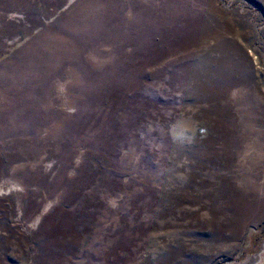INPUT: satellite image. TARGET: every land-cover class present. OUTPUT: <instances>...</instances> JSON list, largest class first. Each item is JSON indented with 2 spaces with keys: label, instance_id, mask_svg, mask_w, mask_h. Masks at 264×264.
Here are the masks:
<instances>
[{
  "label": "rangeland",
  "instance_id": "rangeland-1",
  "mask_svg": "<svg viewBox=\"0 0 264 264\" xmlns=\"http://www.w3.org/2000/svg\"><path fill=\"white\" fill-rule=\"evenodd\" d=\"M263 220L264 0H0V264H264Z\"/></svg>",
  "mask_w": 264,
  "mask_h": 264
},
{
  "label": "trees",
  "instance_id": "trees-1",
  "mask_svg": "<svg viewBox=\"0 0 264 264\" xmlns=\"http://www.w3.org/2000/svg\"><path fill=\"white\" fill-rule=\"evenodd\" d=\"M263 240H264V220L258 226L257 232L255 234V244H254V246L258 245Z\"/></svg>",
  "mask_w": 264,
  "mask_h": 264
},
{
  "label": "bare ground",
  "instance_id": "bare-ground-1",
  "mask_svg": "<svg viewBox=\"0 0 264 264\" xmlns=\"http://www.w3.org/2000/svg\"><path fill=\"white\" fill-rule=\"evenodd\" d=\"M24 50V49H23Z\"/></svg>",
  "mask_w": 264,
  "mask_h": 264
}]
</instances>
